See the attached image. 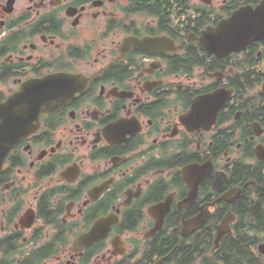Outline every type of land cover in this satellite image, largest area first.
<instances>
[{
	"label": "flooded vegetation",
	"instance_id": "flooded-vegetation-1",
	"mask_svg": "<svg viewBox=\"0 0 264 264\" xmlns=\"http://www.w3.org/2000/svg\"><path fill=\"white\" fill-rule=\"evenodd\" d=\"M44 79L0 264H264V0H0V105Z\"/></svg>",
	"mask_w": 264,
	"mask_h": 264
},
{
	"label": "water",
	"instance_id": "water-1",
	"mask_svg": "<svg viewBox=\"0 0 264 264\" xmlns=\"http://www.w3.org/2000/svg\"><path fill=\"white\" fill-rule=\"evenodd\" d=\"M236 17L218 27V32L222 33L220 39L231 40L234 35L253 30L252 26L246 25L247 22L245 25L237 24L234 21ZM248 42V39L243 40L240 46H245ZM47 81L44 79L27 83L21 94L0 105V167L9 151L30 132L31 129L24 125L26 117L39 118L42 114L49 113V98L52 93Z\"/></svg>",
	"mask_w": 264,
	"mask_h": 264
}]
</instances>
